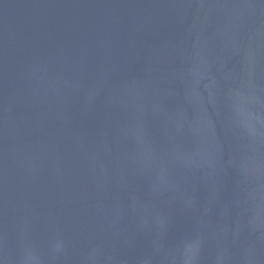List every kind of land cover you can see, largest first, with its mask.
Here are the masks:
<instances>
[{
	"label": "water",
	"instance_id": "1",
	"mask_svg": "<svg viewBox=\"0 0 264 264\" xmlns=\"http://www.w3.org/2000/svg\"><path fill=\"white\" fill-rule=\"evenodd\" d=\"M0 264H264V0H0Z\"/></svg>",
	"mask_w": 264,
	"mask_h": 264
}]
</instances>
